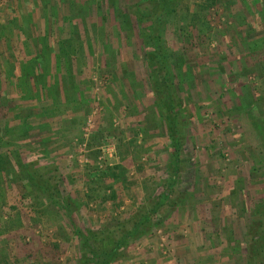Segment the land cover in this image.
I'll list each match as a JSON object with an SVG mask.
<instances>
[{
    "label": "rangeland",
    "instance_id": "obj_1",
    "mask_svg": "<svg viewBox=\"0 0 264 264\" xmlns=\"http://www.w3.org/2000/svg\"><path fill=\"white\" fill-rule=\"evenodd\" d=\"M259 1L183 0L165 18L176 189L109 264H264ZM153 2L0 0V264H102L78 233L121 237L170 183V121L133 14Z\"/></svg>",
    "mask_w": 264,
    "mask_h": 264
},
{
    "label": "trees",
    "instance_id": "obj_2",
    "mask_svg": "<svg viewBox=\"0 0 264 264\" xmlns=\"http://www.w3.org/2000/svg\"><path fill=\"white\" fill-rule=\"evenodd\" d=\"M182 1L183 0H155V2H153V9L149 13H143L140 8L135 9L133 12V14L136 16L138 27L140 28V35L143 36V38L146 40V48H151V51L146 53L147 65L152 71V77H156L159 80L158 93L163 96V109L170 121L171 139L174 142L175 153L173 163L175 165V169L173 171V176L170 180V183L166 185V189L162 193L154 197V203L148 205L150 207H147L142 212L139 219L135 222L134 226L131 229L127 230L121 237L116 236L114 230H107L99 233L91 232L88 234H83L81 232L78 233L79 236L83 238L85 243H88L89 240L92 239L96 244H98L101 251L107 254L108 258L102 264H109L108 261L115 256L118 249L122 246V242L129 237L134 236L136 231H138L140 227L144 226L146 223L151 222L153 217L161 212L162 208H164V206L170 202L171 195L176 189V178L180 165L179 158L181 155V143L180 137L178 135L179 123L177 115L174 111V94L171 92L172 85L169 83L166 69L168 51L163 42L162 27L165 23V18L168 17L181 4ZM4 169V164L0 163V174ZM29 170L30 178H27L30 180L32 187H37L44 192H47V190L50 189L51 192L54 193L56 197H58V194L54 189L55 185L52 186V184L50 183L51 179L43 178V180L41 176L37 174L39 170L32 167V165H30ZM39 177L41 179L39 183H42V181H44L43 184H37L38 179L35 178ZM53 200H55V203L58 205L59 209H64V204L66 203L64 199L62 201L60 199Z\"/></svg>",
    "mask_w": 264,
    "mask_h": 264
},
{
    "label": "crops",
    "instance_id": "obj_3",
    "mask_svg": "<svg viewBox=\"0 0 264 264\" xmlns=\"http://www.w3.org/2000/svg\"><path fill=\"white\" fill-rule=\"evenodd\" d=\"M261 2V3H260ZM261 5V7L262 8H260L259 10H260V12L258 13V15H259V18H260V21L262 20H264V9H263V6H264V0H260L259 1V6ZM25 77H26V75H23L22 76V73L20 74V76L18 77V78H16L17 79V83L20 85V84H22V82L25 80ZM17 85V84H16ZM32 101H35V100H33V98L31 99ZM194 235H196V233L195 234H193V237H192V239H190L192 242H193V244L195 245V244H197L196 243V241H194ZM186 243H188V242H186ZM202 244V243H201Z\"/></svg>",
    "mask_w": 264,
    "mask_h": 264
}]
</instances>
